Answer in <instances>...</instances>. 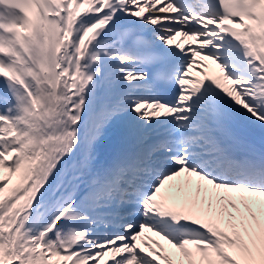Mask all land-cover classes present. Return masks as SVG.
Instances as JSON below:
<instances>
[{
	"label": "snow or ice",
	"instance_id": "snow-or-ice-1",
	"mask_svg": "<svg viewBox=\"0 0 264 264\" xmlns=\"http://www.w3.org/2000/svg\"><path fill=\"white\" fill-rule=\"evenodd\" d=\"M0 264H264V0H0Z\"/></svg>",
	"mask_w": 264,
	"mask_h": 264
}]
</instances>
